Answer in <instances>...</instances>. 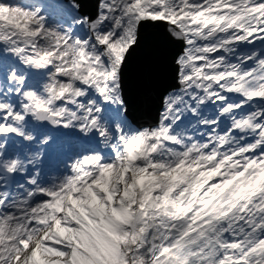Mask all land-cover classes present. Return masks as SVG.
I'll return each instance as SVG.
<instances>
[{
    "label": "snow or ice",
    "instance_id": "6c2138e0",
    "mask_svg": "<svg viewBox=\"0 0 264 264\" xmlns=\"http://www.w3.org/2000/svg\"><path fill=\"white\" fill-rule=\"evenodd\" d=\"M0 264H264V0H0Z\"/></svg>",
    "mask_w": 264,
    "mask_h": 264
},
{
    "label": "water",
    "instance_id": "95a60500",
    "mask_svg": "<svg viewBox=\"0 0 264 264\" xmlns=\"http://www.w3.org/2000/svg\"><path fill=\"white\" fill-rule=\"evenodd\" d=\"M152 115V118L154 119L155 118V111L153 110V112L151 113Z\"/></svg>",
    "mask_w": 264,
    "mask_h": 264
}]
</instances>
